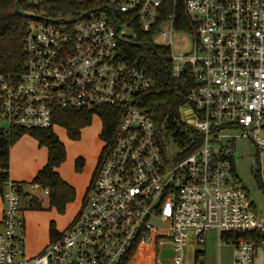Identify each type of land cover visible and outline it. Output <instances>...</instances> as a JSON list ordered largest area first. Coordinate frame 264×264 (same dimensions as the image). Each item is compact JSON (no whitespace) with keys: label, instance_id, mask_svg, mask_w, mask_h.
I'll list each match as a JSON object with an SVG mask.
<instances>
[{"label":"built area","instance_id":"1","mask_svg":"<svg viewBox=\"0 0 264 264\" xmlns=\"http://www.w3.org/2000/svg\"><path fill=\"white\" fill-rule=\"evenodd\" d=\"M31 3L75 11L52 7L57 17L27 23L22 72L0 74V128H53L59 108H109L116 123L74 219L35 256L25 253L18 185H4L0 264H189L184 249L208 233L232 248V264H254L258 250L264 261V238L242 237L264 225L234 171L237 139L264 150V0ZM140 36L166 51L170 78L187 89L176 115L202 140L184 158L168 154L144 106L155 83L121 49Z\"/></svg>","mask_w":264,"mask_h":264},{"label":"trees","instance_id":"2","mask_svg":"<svg viewBox=\"0 0 264 264\" xmlns=\"http://www.w3.org/2000/svg\"><path fill=\"white\" fill-rule=\"evenodd\" d=\"M31 1H20L18 8L33 13L35 16L46 14L52 17H57L51 13L52 7L64 12L66 10L67 12L75 11V8L70 6L71 4L33 5ZM16 2L17 0H0V74L10 77H17L22 72L24 62L23 39L27 23L30 21V19H23L15 13ZM177 10L178 18L185 22L186 17L182 8L177 7ZM137 43L139 47L134 44H123L121 49L126 54L127 61L144 70L156 85V92L147 98L144 106L147 107L151 118L159 128V138L163 139L165 148L167 149V142L170 139L180 150L178 156L176 155V160L184 158L193 153L202 140L200 134L183 125L175 114V110L185 102L187 89L182 90L181 82H176L170 78V61L164 49L153 46L151 40L144 36H140ZM94 117L99 118L101 122L99 138L101 141L108 142L112 137L116 123V116H114L113 110L109 108L98 110L55 109L53 125L62 128L69 140L77 141L80 137V131L89 127ZM23 136L31 137L39 147L45 148L47 151L46 164L35 175L31 185L47 192L50 209H55L57 213L64 214L66 207L75 201V190L67 185L58 173V169L66 159V152L63 143L54 134L53 128L13 129L9 131L0 128V197L4 185L9 181V151ZM83 165L84 162L80 158L74 162L76 171H81ZM96 170L95 167L87 190L91 188L94 182ZM15 184L18 185L20 200L21 197H27L24 210L44 211L36 198H30L28 195L22 196L24 184ZM57 235L58 233L55 232L53 226H50V240L56 238ZM242 237L260 240L264 238V234H244Z\"/></svg>","mask_w":264,"mask_h":264},{"label":"rangeland","instance_id":"3","mask_svg":"<svg viewBox=\"0 0 264 264\" xmlns=\"http://www.w3.org/2000/svg\"><path fill=\"white\" fill-rule=\"evenodd\" d=\"M53 132L63 143L66 152V159L60 166L58 173L61 179L75 190V201L66 207L64 214H59L55 209L49 208L47 192L31 185L32 181L24 183L21 193L22 196L28 195L30 198L34 197L41 203L44 211L38 213L41 216H45V232H47L50 226H53L55 232L61 233L67 228L73 220L75 213L78 211L85 193V188L88 186L92 172L97 165V160L103 146L99 138L101 122L99 118L94 117L91 125L80 131V137L77 141L69 140L64 130L60 127H53ZM228 133L230 135L238 134L234 131ZM25 141L28 142L27 145L31 142H34L36 145L31 137L23 136L11 149ZM167 143L169 155L180 152L170 139ZM37 148L40 150L44 149L38 146ZM78 158L84 162L81 171H76L74 167V161ZM234 171L236 177L247 192L248 199L255 213V222L264 225V150H257L254 144L247 138L237 139L234 143ZM26 198L21 197L20 207L25 205ZM32 212L34 211L28 210L27 215L30 216ZM27 232L28 230L25 226L26 236ZM217 243L216 233H208L205 243L201 246H196L190 241L183 251L185 261L192 264L194 261V252L198 251L203 252L197 259V262H201L202 264H232V248L228 246L218 248ZM254 264H264L261 250L256 251Z\"/></svg>","mask_w":264,"mask_h":264},{"label":"crops","instance_id":"4","mask_svg":"<svg viewBox=\"0 0 264 264\" xmlns=\"http://www.w3.org/2000/svg\"><path fill=\"white\" fill-rule=\"evenodd\" d=\"M27 143L28 142L26 141L22 142V144H18L15 148L10 149L9 151V180L11 182H17L20 184L31 182L35 177V175L38 173V171L46 164L45 152H46V160H47V151L45 150V148L43 150L38 149L37 148L38 145L36 141L35 143L37 146L34 144V142H31L28 145ZM87 187L88 186H86L85 188V193ZM82 201L83 199L81 200V203ZM21 208L24 211V224L28 230L27 236L25 234V246H24L25 253L28 257H32L37 255L50 241L49 228L47 229V232H45V216H41V214H39L41 212L38 213L34 211L32 212V214H30V216H28L27 210H24L25 206L23 205ZM3 209L4 206L0 197V218L3 213Z\"/></svg>","mask_w":264,"mask_h":264},{"label":"water","instance_id":"5","mask_svg":"<svg viewBox=\"0 0 264 264\" xmlns=\"http://www.w3.org/2000/svg\"><path fill=\"white\" fill-rule=\"evenodd\" d=\"M20 1H25V0H17L16 4H15V13L23 18V19H39L40 17L39 16H35L33 13H30V12H25V11H22L18 8V3ZM86 15V14H84ZM137 47H139V45H136ZM177 113V109L175 110V114Z\"/></svg>","mask_w":264,"mask_h":264}]
</instances>
